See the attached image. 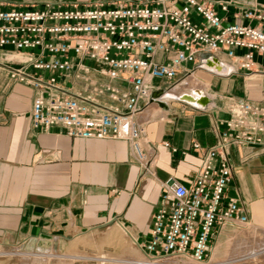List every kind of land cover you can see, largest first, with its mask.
<instances>
[{
  "label": "built area",
  "instance_id": "1",
  "mask_svg": "<svg viewBox=\"0 0 264 264\" xmlns=\"http://www.w3.org/2000/svg\"><path fill=\"white\" fill-rule=\"evenodd\" d=\"M216 4L225 12L230 3ZM241 16L258 23L227 21L208 0L53 1L0 8V50L27 56L25 62L1 65L12 82L30 85L34 128L59 125L70 137L126 140L137 164L151 173L153 153L138 116L152 91L161 88L158 82L172 88L192 75L202 66L196 65L201 52L223 50L241 70L254 72L255 54H264V9L244 8ZM70 78L83 82L79 91L66 85ZM227 104L226 129L201 151L193 182L165 184L150 239L142 245L153 258L205 264L220 231L250 222L237 199L226 197L233 178L229 154L231 146L264 145V105L246 99ZM193 148L201 149L197 142Z\"/></svg>",
  "mask_w": 264,
  "mask_h": 264
},
{
  "label": "crops",
  "instance_id": "2",
  "mask_svg": "<svg viewBox=\"0 0 264 264\" xmlns=\"http://www.w3.org/2000/svg\"><path fill=\"white\" fill-rule=\"evenodd\" d=\"M53 1L81 0H0V8ZM208 1L227 21L237 18L250 25L258 21L242 17V10L264 9V0H227L225 12L216 4L219 0ZM26 59L12 49L0 50V239L16 244L56 240L110 221L142 247L150 239L152 216L160 207L165 184L177 180L190 185L200 167L201 151L213 146L226 129L228 101L246 99L264 105V54H255V70L249 73L223 50L199 53L196 65L202 66L193 76L205 85L207 107L161 96L168 109L149 100L138 116L147 150L153 153L149 173L134 160L126 140L70 137L59 125L34 128L30 85L12 82L1 65ZM224 64L229 66L227 73L219 71ZM101 79L108 81L102 75ZM65 83L79 91L83 82L70 78ZM111 83L129 88L121 80ZM158 85L170 90L171 84ZM195 142L201 149L193 148ZM229 161L233 178L226 197L236 198L250 221L264 226V145L231 146Z\"/></svg>",
  "mask_w": 264,
  "mask_h": 264
},
{
  "label": "rangeland",
  "instance_id": "3",
  "mask_svg": "<svg viewBox=\"0 0 264 264\" xmlns=\"http://www.w3.org/2000/svg\"><path fill=\"white\" fill-rule=\"evenodd\" d=\"M248 228L251 231L244 232ZM219 233L212 243L215 249L207 264H264V226L250 221L246 225L228 226ZM127 235L111 222L56 240L32 239L16 244L0 239V264H126L150 259L137 241ZM155 260L157 264L178 261L177 258Z\"/></svg>",
  "mask_w": 264,
  "mask_h": 264
},
{
  "label": "water",
  "instance_id": "4",
  "mask_svg": "<svg viewBox=\"0 0 264 264\" xmlns=\"http://www.w3.org/2000/svg\"><path fill=\"white\" fill-rule=\"evenodd\" d=\"M169 97V98H175L179 101L186 102L188 104L194 105L196 107H207V104L210 102V97L205 93L204 90L201 89H194L191 93L185 92L181 93L179 95L170 94L166 91L164 88H159L154 91H152L150 101H155L158 103L159 106H161L164 109H168L167 103L164 100L159 99V97ZM111 223L110 221L107 222V224ZM105 224V225H107ZM104 227V225H103Z\"/></svg>",
  "mask_w": 264,
  "mask_h": 264
},
{
  "label": "bare ground",
  "instance_id": "5",
  "mask_svg": "<svg viewBox=\"0 0 264 264\" xmlns=\"http://www.w3.org/2000/svg\"><path fill=\"white\" fill-rule=\"evenodd\" d=\"M219 71H221L222 73H227V71H229V66L224 64L223 66H221L219 68ZM195 75V73H193L192 75H190L189 77L185 78V80H183L181 83L177 84L176 86L170 88V90H166L168 93H172L174 95H178L179 93H181L183 91V89L185 90L186 88H191V89H201L203 90V88L205 87V85L202 83V81L199 79V78H196V76H193ZM192 92V91H191ZM165 100L166 99H169V97H164ZM171 99V98H170ZM146 110L143 111V113L145 112ZM149 112V111H147ZM142 113V114H143ZM141 114V115H142ZM147 114V113H146ZM140 115V116H141ZM248 224V223H247ZM228 228V227H226ZM251 228V227H250ZM248 228V229H245L244 232L248 233L249 231H251V229ZM254 231V230H253ZM250 235V234H249ZM258 235V234H257ZM248 237V236H247ZM229 243V242H228ZM222 245V244H221ZM231 245V244H230ZM232 247V246H231ZM214 246H213V249H212V252L214 251ZM230 250V249H229ZM247 256V255H246ZM244 257V256H243ZM250 257V256H249ZM178 261H176L175 263L176 264H184L182 263V258L181 257H176ZM160 259V258H158ZM174 259V258H172ZM250 259V258H249ZM241 260V259H240ZM152 261V262H151ZM235 261V260H234ZM237 262V261H236ZM124 263V262H123ZM157 260H155V258H152L150 257V259H145V260H134V261H131V262H126V264H157ZM191 264L193 262H190ZM208 262H205V264H207ZM193 264H198V263H193Z\"/></svg>",
  "mask_w": 264,
  "mask_h": 264
}]
</instances>
